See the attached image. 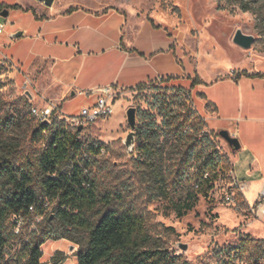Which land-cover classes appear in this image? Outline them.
<instances>
[{
  "label": "trees",
  "instance_id": "trees-1",
  "mask_svg": "<svg viewBox=\"0 0 264 264\" xmlns=\"http://www.w3.org/2000/svg\"><path fill=\"white\" fill-rule=\"evenodd\" d=\"M232 2L248 12L254 9L256 1ZM10 8L23 9L18 4L0 5V14ZM148 20L160 28L152 19ZM177 80L180 78L172 76L162 83L152 81L137 87L138 93L152 86L160 92L156 106L162 125L158 126L148 113L141 114L144 124L138 128L139 157L134 162L147 181L149 203L167 201L165 215L174 212L182 218L197 206L201 197L209 199L223 178L232 183V166L229 157L219 149V133L208 131L204 117L193 104L190 89L203 84L202 81L195 77L190 89L184 90L176 86ZM173 93L177 97H172ZM174 99L177 104L172 102ZM3 110L0 106V112ZM17 112L6 111L0 117V136L8 133L17 115L24 119ZM32 119L36 124L29 147L19 142H0V264H12L6 260V254L11 244L20 240L23 249L16 262L43 264L42 247L52 239L76 243L78 264H188L150 234L143 215L123 206V193H102L104 172L98 167L97 156L108 148L105 144L82 140V131L65 121L49 125L39 123L33 115ZM172 193L179 195L177 201ZM238 197L242 201L240 194ZM46 200H58L54 214L45 217L27 239H22L23 233H13L14 217L25 219L30 226L44 214ZM32 206L36 213L30 211ZM224 252L227 261L221 264H235L237 257L241 262L247 257L249 264H264V240L243 236L237 247Z\"/></svg>",
  "mask_w": 264,
  "mask_h": 264
},
{
  "label": "rangeland",
  "instance_id": "rangeland-1",
  "mask_svg": "<svg viewBox=\"0 0 264 264\" xmlns=\"http://www.w3.org/2000/svg\"><path fill=\"white\" fill-rule=\"evenodd\" d=\"M30 1L36 8L49 9L37 0H0V5L8 7L21 2L26 7ZM254 1V9L248 12L242 11L239 4L232 0H55L54 7L62 11L74 8L109 11L119 8L121 13L128 12L144 19L148 17L163 30L159 35L166 33L165 36L175 38L178 62L165 58V62L175 69L174 72H197L204 79L212 80L217 74L228 72L229 65L243 53L249 56L264 53V1ZM176 8L178 11H175ZM32 12L33 9L30 13L10 11L8 17L0 14V23L5 25L4 32L0 34V60L6 56L21 70L16 72L9 68L0 69V106L4 108L0 117L6 111H18L24 115V119L18 115L15 117L12 128L5 136H0V142H19L28 147L32 144V132L36 124L32 119V108H41L22 89L23 81L28 75L22 70V66H26L30 57L33 48L31 35L36 29ZM132 21L137 22V19L133 18ZM24 30L27 33L23 38L15 40L12 37ZM237 30L255 37V44L250 50L234 46L233 37ZM188 77L185 75L184 81L176 83V86L189 90L190 81L194 78L190 80ZM159 93L152 86L141 93L117 97L112 117L83 128L80 138L97 141L108 147L107 152L99 158L98 165L104 172V175L101 174L102 193H123V206L134 208L143 215L150 234L161 239L174 256L182 257L188 264H221L222 261H227L224 251L229 247H237L243 236L254 241L264 240V219L254 216L247 206L236 212L228 205L226 195L230 192L229 178L219 181L210 198L201 197L197 206L182 218L177 217L174 212L165 215L167 201L149 203L147 181L144 174L136 169L134 161L139 157L138 128L144 124L141 114L148 113L157 121L158 126L162 125L156 106ZM191 95L195 108L198 107L201 113H205L200 98L196 94ZM172 97H177L176 93ZM172 102L178 103L177 99ZM85 105V98L78 96L61 108L67 116H77ZM130 108L136 109V142L133 154H129L124 145V140L132 131L127 121V111ZM217 143L221 153L225 154V149H229L227 143L221 137L217 138ZM172 197L175 201L179 199L177 193H172ZM116 206H119L118 203ZM255 220L261 222L258 221L251 227L250 224ZM32 231L33 226L25 224L19 234L23 233L22 239H27ZM183 246L187 247L186 250H183ZM22 249L21 240L11 244L6 260L18 264L16 259L21 255ZM78 250L79 246L70 240H49L42 247V263L78 264ZM250 262L247 257L242 262L238 257L235 259V264Z\"/></svg>",
  "mask_w": 264,
  "mask_h": 264
},
{
  "label": "crops",
  "instance_id": "crops-1",
  "mask_svg": "<svg viewBox=\"0 0 264 264\" xmlns=\"http://www.w3.org/2000/svg\"><path fill=\"white\" fill-rule=\"evenodd\" d=\"M16 4L23 9L10 8L9 14L34 11L33 48L26 66H22L33 84L29 89L32 101L41 108L51 104L64 107L81 96L82 91L111 87L119 96H130L139 85L158 77L180 78L175 84L184 81L185 75L189 79L199 77L203 84L190 90L202 101L205 113L198 107L197 110L209 131H227L239 140L240 149H225V154L230 159L233 178L246 186L241 195L244 206L256 204L264 188V53H243L229 65L228 72L207 80L197 72H174L165 58L178 62L175 38L165 36L166 33L159 35L163 30L155 28L148 17L121 13L119 8H76L69 12L53 5L48 10L37 9L31 1L26 7L21 2L8 7ZM26 33L24 30L21 38ZM99 95L96 92L89 98L83 96L85 106L93 105ZM257 218L264 219L263 208ZM258 221L261 222L255 220L250 226Z\"/></svg>",
  "mask_w": 264,
  "mask_h": 264
},
{
  "label": "built area",
  "instance_id": "built-area-1",
  "mask_svg": "<svg viewBox=\"0 0 264 264\" xmlns=\"http://www.w3.org/2000/svg\"><path fill=\"white\" fill-rule=\"evenodd\" d=\"M5 25L0 23V34L4 32ZM9 68L16 70V72H20L21 70L12 63V61L4 56L0 60V69ZM164 81V77H158L156 79L157 83H162ZM33 86L32 82L28 77H25L22 89L25 93H30V88ZM100 93V95L97 97L96 102L93 105L85 106L80 114L77 116H67V114L64 112V110L61 108L60 105L57 104H51L50 106L46 108H32V115L35 117V119L39 123H44L45 121L48 122L49 125H52L55 121H65L67 125H69L72 128H79V127H87L90 124L96 123L99 120H106L112 117L114 113V105L116 103V98L119 97L117 91L109 88L100 89L97 91H82L80 92L81 96L84 97H91L94 93ZM90 143H86L84 146L85 149L88 148ZM107 152V149H102L100 155L97 156L99 159ZM232 176V183L230 184V191L226 195V201L230 207H232L236 212L242 211L244 209V203L245 201H241L238 197V194L242 195L244 194V191L246 190V186L244 183L238 182L236 179L233 178V173H231ZM58 200L54 201H48L46 200L43 204V210L44 214L42 216H38L35 218V220L30 224V226H33V231L37 229V225L41 223L45 217L49 216L50 214H54L55 207L57 205ZM264 209V188L259 193L258 199L256 204L253 207H248L249 212H251L254 216H257L258 211L260 209ZM30 211L32 213H36L35 206H32L30 208ZM13 221L16 223V227L13 231L16 235L20 233L21 228L27 224L25 222V219L21 217H14Z\"/></svg>",
  "mask_w": 264,
  "mask_h": 264
},
{
  "label": "water",
  "instance_id": "water-1",
  "mask_svg": "<svg viewBox=\"0 0 264 264\" xmlns=\"http://www.w3.org/2000/svg\"><path fill=\"white\" fill-rule=\"evenodd\" d=\"M40 4H43L45 7L51 8L53 7L55 0H37ZM9 11H4L1 15L3 17H8ZM23 36V32H18L14 34L12 37L14 39H19ZM255 37L252 35H247L242 32V30H237L233 37V43L243 49V50H250L253 45L255 44ZM30 95V93H27ZM127 121L132 129V131L127 135L126 139L124 140V145L127 149V152L129 154H133L134 148H135V142H136V132L134 129L136 128V109L130 108L127 111ZM44 124H48L47 121L44 122ZM83 127H79V130L82 131ZM220 137L227 143L229 148L233 150H239L241 145L239 143V140L229 134L227 131H221L219 132ZM183 250H186V246L182 247Z\"/></svg>",
  "mask_w": 264,
  "mask_h": 264
}]
</instances>
